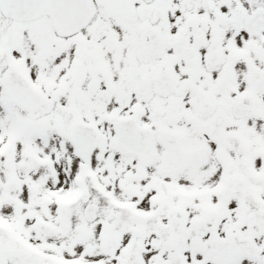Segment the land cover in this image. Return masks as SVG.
<instances>
[{"label": "snow or ice", "instance_id": "6c2138e0", "mask_svg": "<svg viewBox=\"0 0 264 264\" xmlns=\"http://www.w3.org/2000/svg\"><path fill=\"white\" fill-rule=\"evenodd\" d=\"M0 264H264V0H0Z\"/></svg>", "mask_w": 264, "mask_h": 264}]
</instances>
